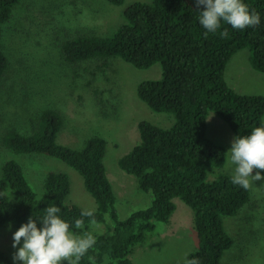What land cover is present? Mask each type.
I'll return each mask as SVG.
<instances>
[{
	"label": "trees",
	"instance_id": "1",
	"mask_svg": "<svg viewBox=\"0 0 264 264\" xmlns=\"http://www.w3.org/2000/svg\"><path fill=\"white\" fill-rule=\"evenodd\" d=\"M21 1L0 0V82L10 65L3 27ZM245 3L261 13L259 25L239 30L222 22L220 29L205 36L191 0L137 1L123 9L124 23L112 35L79 34L65 40L61 50L70 63L119 58L138 69L160 66L161 77L140 82L137 96L151 111L172 114L174 123L164 128L140 121V143L118 160V167L134 176L137 188L149 196L150 205L119 219L104 165L105 139L92 136L81 149L61 145L56 138L63 118L58 111L45 109L31 133L7 130L2 146L16 154L52 157L76 170L96 208L75 227L72 222L81 218L82 208L66 201L70 181L65 173L48 172L43 194L36 198L21 166L5 160L0 170V227L18 228L30 215L42 216L48 204L60 206V215L78 234L91 223H103L108 215L111 223L105 232L95 234L96 242L80 264H133L129 258L133 247L145 241L155 222L169 223L175 210L173 198H179L192 210L197 238L188 258L198 257L200 264H221L234 243L225 218L235 216L249 202L250 193L249 188L234 185L231 175L207 180L210 168L224 166L226 152L207 137L206 118L210 112L216 114L233 137L264 123V95L237 93L224 78L227 62L244 48L251 51V67L264 73V0ZM224 28L228 35L221 37Z\"/></svg>",
	"mask_w": 264,
	"mask_h": 264
},
{
	"label": "rangeland",
	"instance_id": "2",
	"mask_svg": "<svg viewBox=\"0 0 264 264\" xmlns=\"http://www.w3.org/2000/svg\"><path fill=\"white\" fill-rule=\"evenodd\" d=\"M137 1L151 0H124L122 5L106 0H22L4 25L3 47L10 65L0 82V170L5 160L17 162L36 198L43 194L45 175L62 172L70 181L66 201L82 209L96 208L76 170L52 157L13 153L1 144L7 130L29 134L39 114L53 109L63 118L56 138L59 144L81 149L92 136L105 139L104 165L119 219L150 205L149 196L137 188L134 176L118 167V160L140 143V121L164 128L174 123L172 114L151 111L137 96L140 82L161 77L160 66L138 69L119 58L70 63L61 50L65 40L79 34L112 35L124 23L123 9ZM250 55V49L244 48L230 58L225 81L237 93L264 95V73L251 67ZM206 134L225 152L230 148L233 134L212 112L206 118ZM222 174L231 175L227 154L223 167L208 170L207 180ZM253 183L249 202L235 216L225 218L234 243L221 264H264V186L261 181ZM173 203L169 223L155 222L145 241L133 247L129 255L133 264H183L185 254L196 249L192 210L179 198H173ZM110 223L106 215L103 223H91L87 232L103 233ZM16 229L0 227V264H13Z\"/></svg>",
	"mask_w": 264,
	"mask_h": 264
},
{
	"label": "clouds",
	"instance_id": "3",
	"mask_svg": "<svg viewBox=\"0 0 264 264\" xmlns=\"http://www.w3.org/2000/svg\"><path fill=\"white\" fill-rule=\"evenodd\" d=\"M194 3L197 21L205 29V36L220 29L222 22L239 30L261 23V13L250 8L245 0H194ZM227 35V28L220 31L221 37ZM226 154L234 185L248 189L255 186L254 181H261L264 186V172L260 171L264 170V123L247 134L237 133ZM42 212V216L30 215L27 222L12 232L13 264H80L81 258L95 244V235L72 230L69 221L60 215L61 208L57 204H48ZM92 215V210L82 209L81 218L72 223L78 228L83 217ZM183 264H200V261L198 257L188 258L185 254Z\"/></svg>",
	"mask_w": 264,
	"mask_h": 264
}]
</instances>
